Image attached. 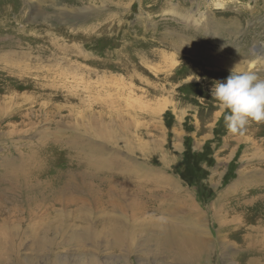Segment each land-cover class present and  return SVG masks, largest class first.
Returning a JSON list of instances; mask_svg holds the SVG:
<instances>
[{
	"label": "rangeland",
	"instance_id": "rangeland-1",
	"mask_svg": "<svg viewBox=\"0 0 264 264\" xmlns=\"http://www.w3.org/2000/svg\"><path fill=\"white\" fill-rule=\"evenodd\" d=\"M42 12L63 43L84 52L19 58L14 66L23 65L25 76L0 74V219L11 213L31 222L13 227L22 263L191 264L151 240L166 228L207 236L212 254L200 264H246L247 253L226 248L244 230L233 224L228 235L214 211L239 178L248 183L264 170V154L256 152L264 122L249 123L262 130L255 140L249 127L229 132L228 110L211 89L238 63L264 77V0H0V55L22 48L16 29L40 26ZM220 16L230 19L226 28L218 27ZM209 52L217 65L208 66ZM206 68L216 72L195 75ZM24 166L33 179L19 192ZM92 189L101 192L96 201ZM260 189L252 185L243 205L239 192L228 196L242 222L264 223ZM97 226L105 237L94 236ZM87 227L92 238L82 243L77 236ZM119 233L136 240L122 246ZM8 253L0 264H17Z\"/></svg>",
	"mask_w": 264,
	"mask_h": 264
},
{
	"label": "bare ground",
	"instance_id": "bare-ground-1",
	"mask_svg": "<svg viewBox=\"0 0 264 264\" xmlns=\"http://www.w3.org/2000/svg\"><path fill=\"white\" fill-rule=\"evenodd\" d=\"M171 5H172V2L170 4V6ZM42 13H43V18H47L48 17L47 15H44L45 14L44 12H42ZM20 15H22V12H21ZM24 15H25V13H24ZM40 20H41V18H40ZM229 20L230 19L222 18V16H220V18H218V21H217L218 22V24H217L218 27L220 26V24H222L226 28V25L228 24ZM44 21L45 22H43L40 26H36V28H35V26H30L29 25V26H26V27H22L23 29L21 28V30L20 29H16L17 33H19V36H21V42L20 43H21L22 48L19 51L18 50H16V51L14 50V52H13V50H11L12 52L9 53V54L6 53L5 55H2V54L0 55V62L1 63L3 62V65L5 64L3 68L0 67L1 68V73L0 74L4 75V78H7V80H9L11 78L20 79V78H22V76H25V74H27L26 70L22 68L23 65L21 67L19 65L18 68H17V66H14L15 62L21 63V61L19 62V60H21V59H28V61H37V60H45V59L46 60L47 59L51 60V59H53L54 57H56L57 55H59L62 52L64 54L73 52L77 56L83 55L84 47H75V46H73L72 43H71V40H68L67 42H64V43L60 40V37H58V35L56 34V31H57L58 28H56V24L54 23V20H49V18H47ZM97 27H99V26H97ZM58 34H59V32H58ZM17 39H19V38H17ZM83 46H85V45H83ZM185 48H187V45H185ZM7 51H9V50H7ZM207 56H209V60H208L209 64H208V66L213 65V64H215V65L218 64L215 56H213L210 52L208 53ZM19 58H21V59H19ZM125 63L128 66L124 67V69L128 70V72H131V71H129L130 67L132 66V64L130 63V60L128 61L126 59ZM117 67L119 68L120 65L117 64ZM190 71L192 72V74L196 73L197 72L196 71V67L194 65H191L190 66ZM215 72L216 71L213 70V69L206 68V69H202L200 73L195 74V75L196 76L197 75H201V74L209 75V74H213ZM250 123H252V122H250ZM247 127H249V128H248V131H246V132L249 135L248 137L251 140H255L257 137H259L260 134L262 135V130L257 129L253 125L249 124ZM261 127H263V124H261ZM263 135H264V130H263ZM250 139H249V141H250ZM246 140L248 141V138ZM259 144L262 147L256 149L257 150L256 152H257V154L258 153L264 154V141H260ZM255 146H256V144H255ZM262 154H261V156H262ZM94 168H96V167H94ZM94 168H92V172H94V170H95ZM29 169L30 168L28 166H24V168L22 170H19V174L21 173V177L18 180V182L15 183V186L17 187L16 189L19 192L22 189L25 190L26 188H25L24 184L28 183L30 181V179H33L31 176L29 177L28 174H27V171H30ZM261 172H263V173H261ZM245 174H247V173H245ZM251 178L252 177H250L248 179H251ZM255 178L256 179H253V180H251L248 183L243 181V179L239 178L235 182V184H233V186L230 188L231 190H229V192L227 191L226 194H224L221 198H218L220 200V201L218 200L219 201V205L216 207V210L214 211L215 212L214 219L219 223V225H221V227L219 226L220 229L223 228V231L226 230L228 232V235H230V233H232V231H233L232 230L233 227L232 228L230 227L233 224L236 225L238 230H241V229L244 230V235L240 239L239 242H236V241L232 240L231 239L232 236H231V238H229V236L226 235L227 238H229V239H226L227 240L226 241L227 242L226 248L236 247L239 251H241V253L242 252L247 253L249 256L247 258L246 264H264V223L260 222V224L258 225L259 227H258L257 224H253V222L251 224V221L248 222V223L242 222L241 214L236 213L235 212L236 209L235 210L234 209L229 210L230 208H229V204H227V198H228V196H231L233 194L235 195L236 193L239 192L240 193L239 194L240 197L238 198V201L240 202V204H241V201H242V203L245 204V201H246L245 199L248 197L247 192L252 187V185H255L257 187L260 186L261 189L258 192L264 191V170L260 171V174H256L255 173ZM118 181L120 182V179ZM252 181H255V182L252 183ZM90 182H91V177L90 176H86V178L83 180V184H85V185H89L90 186L92 184ZM122 183H123V181L120 182V184H122ZM122 185H125L126 187L131 186V184H128V186H127L126 183H123ZM159 187L155 186L156 189L159 188ZM91 192H92V194H91L90 197L93 199V201H96L97 199H99V196L101 194L100 191L98 192L95 189H92ZM97 193H99V194L97 195ZM238 196H235V197H238ZM231 197H234V196H231ZM137 202H139V201H136V203ZM241 205H243V204H241ZM237 207H238V205L234 206V208H237ZM140 213H141V211L137 215H140ZM193 213L196 214V212H193ZM243 213H244V211H243ZM143 215H145V214H143ZM135 216H136V214H133V216H131V217H135ZM199 216L202 217V215H199ZM261 216L263 217V215H261ZM186 220H187V218H186ZM23 222L31 223L30 221L26 220L25 218H21V217L18 218V216L15 217L11 213H6L5 216L0 219V262L6 260L7 256L10 255L8 252H10V250H13L15 252L14 256L17 259V264H23L22 261L20 260V257H19L20 256V252L16 249V246H17L18 242L14 241V238H16V235L13 233V227H17V225H20ZM224 223H226V224H224ZM41 225L42 224L35 222V224L32 227H35L38 230V229H41ZM68 225H70V226H66V229L72 230L73 229L72 224L68 222ZM89 227H87V228H85L83 230L84 234H80V235L77 236L78 239L82 240L81 241L82 243H85V241L88 240V236L90 238H92V234L88 235L87 229ZM97 227H99V228H98V230H97V232H96V234L94 236L96 238H98V239L101 238L102 236L105 237L104 228L102 229L101 226H97ZM153 227H155V226H153ZM165 229L163 228L164 232H159L158 231L157 234L153 237V239H151L154 242H156L158 248L163 253H167L168 252V254L176 256V257H187V258L189 257L188 260L190 261L191 264L192 263L193 264H197V263L200 264L201 260H203V262L206 259L209 260V257L211 256L212 253H208V252L210 251L211 246L213 244L207 238V236H205L204 234H202L200 232V229H199V234L197 232H194L191 235H187V234L185 235L184 233H181V231L168 232ZM114 230H115L114 226H112V224L110 223V225H109V233L112 235ZM65 231L66 230H64V232ZM71 232H72V236L76 234L75 231H71ZM86 232H87V234H85ZM37 234H40V232L39 231H35V235H37ZM218 235H219V238L223 237V239H224L225 234H223L222 231L219 232ZM116 237H119L118 244H121L122 246L127 245V247H128V244H126L125 241H127L129 239L136 240L135 239V235L134 236L130 235L129 238L125 239L123 236H120V233H119ZM19 244H20V246L22 245L21 243H19ZM37 244H39V243L37 242ZM72 245H73V243H72ZM222 245H226V243L222 244ZM83 247H85V246H83ZM226 252L227 251L224 252L225 255H226ZM85 262L80 261L78 264H85ZM55 263L56 264H61V261L60 260H56ZM89 264H99V263H96V258H92L91 261L89 262ZM207 264H209V263H207Z\"/></svg>",
	"mask_w": 264,
	"mask_h": 264
},
{
	"label": "clouds",
	"instance_id": "clouds-1",
	"mask_svg": "<svg viewBox=\"0 0 264 264\" xmlns=\"http://www.w3.org/2000/svg\"><path fill=\"white\" fill-rule=\"evenodd\" d=\"M211 95L228 110L224 122L229 132L243 134L250 122H264V77L242 70L240 63L226 81L215 82Z\"/></svg>",
	"mask_w": 264,
	"mask_h": 264
}]
</instances>
